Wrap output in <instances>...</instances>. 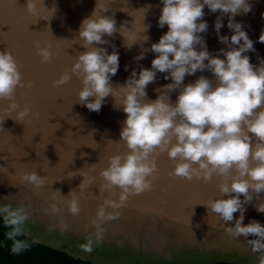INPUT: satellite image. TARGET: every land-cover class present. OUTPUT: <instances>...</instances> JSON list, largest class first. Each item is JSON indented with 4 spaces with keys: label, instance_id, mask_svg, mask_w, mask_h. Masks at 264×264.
<instances>
[{
    "label": "water",
    "instance_id": "obj_1",
    "mask_svg": "<svg viewBox=\"0 0 264 264\" xmlns=\"http://www.w3.org/2000/svg\"><path fill=\"white\" fill-rule=\"evenodd\" d=\"M248 2L252 10L237 15L234 22L241 23L253 41L255 51L244 55L259 66L264 59V43L259 42L264 32V0ZM25 6L26 0H0V50L6 48L13 53L25 82L34 81L31 88H17L15 93L21 107L31 103L33 115L23 123L6 118L0 125V206L16 207L22 202L31 206L32 216L24 226L23 235L91 264H214L224 261L258 264L261 254L251 251L245 237L237 239L226 232L225 226L234 227V221L224 225L204 205L221 196L217 178L203 183L171 177L169 172L174 162L167 153L157 156L158 173L150 178L152 190L130 196L120 210V218L104 225L103 241L94 245L91 253L81 249L86 237L95 231L91 222L98 206L105 199L118 197V188H102L99 173L107 166L108 157L127 151L126 145L118 142L126 114L115 107L119 106L118 101L114 106L112 97L105 99L99 112L77 103L76 93L81 84L75 77L59 88L53 87L52 81L69 69L78 53L84 51L77 41L81 22L101 8H108L103 14L115 18L117 29L128 21L126 27L132 30L135 20L136 27L146 28L140 35L149 37L142 47L141 43H136L129 48L125 42L131 44L132 40L125 41L117 31L112 37H105L108 44L98 45L105 47L109 54L112 45L118 51L119 69L112 77L113 86L124 84L133 70L139 73L141 68L150 69L154 53L145 52V58L139 61L135 57L142 49H150L151 44L157 43L167 32V25L158 26L163 5L161 0H37L40 17L29 15ZM204 13L208 30L201 35L207 49L211 55L224 59L221 50L227 51L228 45L219 42L215 30L216 18L221 13H213L207 6ZM222 24L219 36L230 38L233 32L227 26V15L222 16ZM36 42L50 45L53 57L49 63L41 62ZM164 75L166 73L157 72L156 80L147 86L150 100L159 95L157 89L172 83L170 79L165 80ZM201 75L215 80L211 72L197 71L186 75L184 84L193 83ZM178 94L179 90L170 93L173 103ZM6 107V101L0 102V117L5 115ZM31 171L46 177L42 190H34L22 181L21 174ZM79 184L85 185L83 190ZM57 189L61 195L56 194ZM72 190L81 207L75 217L67 212L66 204V196ZM260 197L264 199V193ZM53 199L62 209L56 217L44 211ZM257 203L254 199L245 205V225L253 219L264 225V213L257 211ZM239 215L235 213L234 219ZM61 220L68 225L67 230L50 227Z\"/></svg>",
    "mask_w": 264,
    "mask_h": 264
},
{
    "label": "clouds",
    "instance_id": "obj_2",
    "mask_svg": "<svg viewBox=\"0 0 264 264\" xmlns=\"http://www.w3.org/2000/svg\"><path fill=\"white\" fill-rule=\"evenodd\" d=\"M161 3L158 26L167 25L168 30L150 49H142L135 57L139 61L145 58V52L154 53L150 69L141 68L139 73L133 70L124 84L113 86L112 77L119 69L118 51L112 45L109 54L105 47L98 45L108 44L105 37H112L117 31L125 41L132 40L131 44L125 42L129 48L136 43L142 47L149 37L140 35L146 28L136 27L135 20L132 30L126 27L128 21L117 29L115 18L103 14L108 8H101L81 22L77 41L84 51L78 53L69 69L52 81V86L59 88L75 77L81 84L76 93L77 103L99 112L105 99L112 97L114 106L118 101L119 106L115 107L126 114L118 142L125 144L127 151L108 157L107 166L99 173L102 188H118V197L105 199L98 206L91 222L95 231L80 247L91 253L94 245L103 241L104 225L120 218V210L130 196L152 190L150 178L158 173L157 156L167 153L174 162L169 176L203 183L217 178L221 196L204 205L224 225L234 221V227L225 226L226 232L237 239L245 237L251 251L261 254L258 264H264V225L255 219L244 224L245 205L254 199L258 201L257 211L264 213V199L260 197L264 193V59L256 66L244 55L255 51L253 41L243 25L234 22L237 15L249 13L252 6L248 0H161ZM205 6L213 13H221L216 18L215 30L219 42L228 45L227 51L221 50L224 59L210 54L201 35L208 30L203 20ZM24 8L29 15L40 17L37 0H26ZM224 15L228 16L227 26L233 32L230 38L219 36ZM259 42L264 43V32ZM35 46L41 62L49 63L53 57L50 45L36 42ZM205 70L214 75V81L201 75L193 83L184 84L186 75ZM157 72L166 73L164 79L172 83L157 89L159 95L150 100L146 89L156 80ZM33 83L24 81L13 53L6 48L0 50V102H7L0 125L6 118L23 123L33 115L31 103L21 107L15 99L17 88H31ZM176 90L179 94L173 103L170 93ZM21 179L37 191L47 183L46 177L37 171L24 172ZM84 187L79 184L81 190ZM55 192L61 195L59 189ZM66 197L67 212L78 216L81 207L75 190ZM44 211L56 217L62 209L53 199ZM237 212L240 215L234 219ZM0 214L5 225L11 228L7 238L13 242L12 251L24 250L28 244L18 237L23 235L24 226L32 216L31 206L23 202L16 207L3 205ZM57 226L61 231L68 227L62 220L50 227ZM250 235L255 238L247 239Z\"/></svg>",
    "mask_w": 264,
    "mask_h": 264
},
{
    "label": "trees",
    "instance_id": "obj_3",
    "mask_svg": "<svg viewBox=\"0 0 264 264\" xmlns=\"http://www.w3.org/2000/svg\"><path fill=\"white\" fill-rule=\"evenodd\" d=\"M11 231L0 216V264H91L87 261L75 259L66 252L52 249L36 242L32 237L22 235L18 237L27 242L28 246L20 251H12V240L7 238ZM214 264H237L232 262H219Z\"/></svg>",
    "mask_w": 264,
    "mask_h": 264
}]
</instances>
